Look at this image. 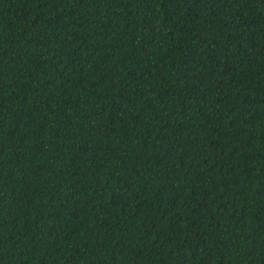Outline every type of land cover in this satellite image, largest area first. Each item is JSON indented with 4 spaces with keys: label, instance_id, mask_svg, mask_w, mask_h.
<instances>
[{
    "label": "trees",
    "instance_id": "1",
    "mask_svg": "<svg viewBox=\"0 0 264 264\" xmlns=\"http://www.w3.org/2000/svg\"><path fill=\"white\" fill-rule=\"evenodd\" d=\"M0 264H264V0H0Z\"/></svg>",
    "mask_w": 264,
    "mask_h": 264
}]
</instances>
